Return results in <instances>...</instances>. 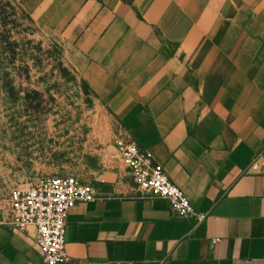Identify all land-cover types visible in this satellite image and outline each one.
I'll list each match as a JSON object with an SVG mask.
<instances>
[{
    "label": "crops",
    "instance_id": "0c3cea01",
    "mask_svg": "<svg viewBox=\"0 0 264 264\" xmlns=\"http://www.w3.org/2000/svg\"><path fill=\"white\" fill-rule=\"evenodd\" d=\"M42 1L66 59L205 215L101 195L69 214L66 264H264V0ZM0 264H43L33 229L0 226Z\"/></svg>",
    "mask_w": 264,
    "mask_h": 264
},
{
    "label": "rangeland",
    "instance_id": "374dc122",
    "mask_svg": "<svg viewBox=\"0 0 264 264\" xmlns=\"http://www.w3.org/2000/svg\"><path fill=\"white\" fill-rule=\"evenodd\" d=\"M42 2L0 0V226L14 190L50 177L76 176L107 196L135 188L116 148L123 108L66 59ZM259 159L264 166V133Z\"/></svg>",
    "mask_w": 264,
    "mask_h": 264
},
{
    "label": "built area",
    "instance_id": "2783aa9c",
    "mask_svg": "<svg viewBox=\"0 0 264 264\" xmlns=\"http://www.w3.org/2000/svg\"><path fill=\"white\" fill-rule=\"evenodd\" d=\"M122 165L139 199L167 200L176 218L203 221L205 215L193 208L185 192L167 176L152 155L127 134L116 140ZM101 198L99 190L76 176H54L14 190L8 200L5 225L12 230H34L43 264H66L65 233L71 211L78 204Z\"/></svg>",
    "mask_w": 264,
    "mask_h": 264
}]
</instances>
